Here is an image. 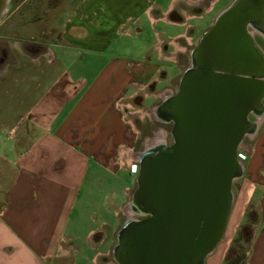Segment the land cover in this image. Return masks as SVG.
<instances>
[{"label": "crops", "instance_id": "crops-1", "mask_svg": "<svg viewBox=\"0 0 264 264\" xmlns=\"http://www.w3.org/2000/svg\"><path fill=\"white\" fill-rule=\"evenodd\" d=\"M227 6L7 1L0 11V264H114L107 255L129 214L142 136L129 115L141 125L162 123L154 103L168 92L178 56L196 46L204 29L195 24L204 15L213 24ZM144 23L154 41L139 61L107 53ZM162 63L175 66L168 72ZM166 139L155 133L144 149ZM247 140L230 228L204 264H225L238 236L248 246L240 264H264V117Z\"/></svg>", "mask_w": 264, "mask_h": 264}, {"label": "water", "instance_id": "water-1", "mask_svg": "<svg viewBox=\"0 0 264 264\" xmlns=\"http://www.w3.org/2000/svg\"><path fill=\"white\" fill-rule=\"evenodd\" d=\"M9 0H0V11ZM264 0H233L190 51L175 94L154 110L170 142L136 155L114 264H204L224 237L237 158L264 117ZM250 116L254 120L250 119Z\"/></svg>", "mask_w": 264, "mask_h": 264}, {"label": "rangeland", "instance_id": "rangeland-1", "mask_svg": "<svg viewBox=\"0 0 264 264\" xmlns=\"http://www.w3.org/2000/svg\"><path fill=\"white\" fill-rule=\"evenodd\" d=\"M231 1L232 0H220V4L227 6ZM167 2H168V0H157V4L159 6H164ZM209 20H210V15H204L202 21H199L197 24H195V26L196 27L198 26L199 28L203 27L202 30L204 29L203 30V32H204L209 27H211V25H212V23L206 25V23H208ZM195 22L196 21H191L190 23L194 24ZM142 25H143L142 26L143 27L142 32L137 37L126 36V35L125 36H123V35L118 36L113 41V44L108 49L107 53L111 54L114 57H121V58L132 60V61H139L140 57H141L140 56L141 52H143L142 48L148 47L154 41L152 32L149 30L150 26L147 23H144ZM203 32H202V34H203ZM254 36H255V40H257L258 43L261 46H263L264 45V39L258 35H254ZM199 38H198V40H199ZM189 63H190L189 57L178 56L177 71L174 73V75H170L168 77L167 87H166L168 89V92H166V94L164 96H167L170 93H171V95L176 93L177 86H178V80H179L183 70L189 65ZM160 66L164 71L170 72L173 70V67L175 65L162 63ZM160 99L158 98L155 101L154 105L158 104ZM145 104L146 105L149 104V101L146 102ZM132 107L135 110H141V109L143 111L146 110L145 108L139 109L135 103H132ZM129 117H131L134 120V124H135L136 129L142 131V136L140 137V139L137 141V144H136V151H138L139 153L144 149V145H145L144 139L152 138L153 134L159 133L162 131L163 134L169 138V130L171 128V124L163 125L161 123L155 122L151 118L149 121H145L146 122L145 125H141V123L138 121V119L136 117V114L129 115ZM250 118H251V120H254V118L252 116H250ZM169 140H170V138H169ZM247 147H248V140H247V137H245L243 139L242 143L240 144L239 148H238L237 158L239 161H240V157L243 155L242 151L246 150ZM136 174L137 173H135V175H134L135 178H136ZM235 182H236V180L232 183V190L234 188ZM130 198H131V196H130ZM130 198L128 201H130ZM128 217H131V215L128 214ZM128 217L126 215L122 216L121 220L125 221ZM132 218H134V217L132 216ZM229 228H230V226H228L227 230H229ZM238 238H239V236H238ZM238 238H237V240H238ZM239 240L237 242L235 241L236 243L232 246V247H234V251L232 253L233 254V260L235 258V262H237L234 264H240L243 261L245 255L248 251L247 244L246 243L243 244L244 242L241 240L239 241ZM115 243H116V238H114V240L112 242V247L115 245ZM112 247L109 248V254L107 255V259L109 261L113 262L112 254H111ZM230 256H232V255H230Z\"/></svg>", "mask_w": 264, "mask_h": 264}, {"label": "trees", "instance_id": "trees-1", "mask_svg": "<svg viewBox=\"0 0 264 264\" xmlns=\"http://www.w3.org/2000/svg\"><path fill=\"white\" fill-rule=\"evenodd\" d=\"M239 239L242 241V238H241L240 236H239L238 240H239ZM238 240H236V242H237ZM240 240H239V241H240ZM236 242H235V243H236ZM235 243H234V244H235ZM234 244H233V245H234ZM232 249H233V250H232ZM233 251H234V247H231L229 253H230L232 256L227 257V259H226V261H225V264H228V263H229V264L237 263V262H235V258H234V260H233V254H232Z\"/></svg>", "mask_w": 264, "mask_h": 264}, {"label": "flooded vegetation", "instance_id": "flooded-vegetation-1", "mask_svg": "<svg viewBox=\"0 0 264 264\" xmlns=\"http://www.w3.org/2000/svg\"><path fill=\"white\" fill-rule=\"evenodd\" d=\"M256 43H257L258 46L262 49L261 45L258 43L257 40H256ZM170 95H171V93H170L169 95H167V96H170ZM167 96H164V97H167ZM164 97H163V98H164ZM161 100H162V99H160L159 103L161 102ZM159 103H158V104H159ZM154 110H155V109H154ZM250 119H251V118H250ZM161 124H163V125H168V123H161ZM169 141H170V140H169V138L167 137V139H166V143H169Z\"/></svg>", "mask_w": 264, "mask_h": 264}, {"label": "built area", "instance_id": "built-area-1", "mask_svg": "<svg viewBox=\"0 0 264 264\" xmlns=\"http://www.w3.org/2000/svg\"><path fill=\"white\" fill-rule=\"evenodd\" d=\"M131 172H133L134 174L137 173V163L132 165L130 168Z\"/></svg>", "mask_w": 264, "mask_h": 264}]
</instances>
